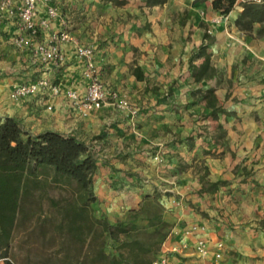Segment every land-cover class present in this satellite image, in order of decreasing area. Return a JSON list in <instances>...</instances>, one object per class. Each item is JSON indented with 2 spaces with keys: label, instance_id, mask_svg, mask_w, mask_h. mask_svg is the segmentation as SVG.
<instances>
[{
  "label": "crops",
  "instance_id": "crops-1",
  "mask_svg": "<svg viewBox=\"0 0 264 264\" xmlns=\"http://www.w3.org/2000/svg\"><path fill=\"white\" fill-rule=\"evenodd\" d=\"M7 1L0 0V122L7 117H14L33 133L57 131L86 143L98 162L94 183L98 201L105 200L106 205L112 207L116 203L118 191H125L130 198V193L136 189L133 183L147 173L157 175L158 181L167 180L168 184L162 189L166 202L185 205L194 196L193 191L202 189V184L193 172V162L200 150H203L206 153V165L210 170L208 178L212 182L231 180L228 186H221L215 193H201L200 199L206 210L211 213L227 206V211L235 209L234 218L238 221H259L264 218V39L255 41L253 52H247L244 47L227 37V21L220 10L214 9L213 0L209 1L208 8L215 12V16L219 14L223 18L208 30L209 34L215 36L214 43L207 44L212 65L219 71L224 60L228 59L230 63L232 56L242 52L248 53L249 57L256 56L254 59L258 69L247 73V78H258V83L251 81L242 85L244 80L241 79L234 92L231 90L233 94L229 97L231 93L228 94L226 88L212 84L218 73L212 80L196 82L193 76L194 66H200L205 57L193 56V50L190 48H194V44L199 46L201 39L200 42L194 39L192 45H188L189 42L185 45V35L179 36L177 31L179 25L173 26L165 22L167 7H150L146 5V0H127L124 6H116L111 2L103 3L109 12L105 16L110 23L106 22L108 25L101 27L95 19L85 32L88 23L75 24L66 14L68 12L62 11L59 17L52 21L51 28L39 35L38 40H48L52 32L66 29L77 42L92 45L95 48L94 61L101 78L111 89L129 98L132 107L138 110V115L132 116L128 110L113 102L87 111L82 106L74 105L67 95L69 91L84 93L86 89L82 73L83 61L76 55L75 42L63 45L67 54L66 64L43 65L34 59L27 49L15 46L13 41L19 31L10 13L17 7L18 1L12 0L9 6H3ZM204 6L198 3L192 13L200 14L199 9L203 10ZM238 6L239 3L236 2L230 13L229 24H233L236 18L233 13L239 14L243 10L242 6ZM45 9L43 5L40 7L41 17L46 15ZM195 15H192V18ZM158 20L162 21V24H159ZM200 20L199 18L198 22L190 21L183 27V31L187 32L186 36L193 26L192 30L200 37L203 31L199 27ZM99 21L105 23L103 18ZM158 37L163 38L165 43L175 41L176 48L185 50L184 55L176 53L174 62H177V74L180 70L187 72L184 75L189 81V88H199L204 84L202 92L214 89L219 99L218 106L233 113L228 116L224 114L221 118L212 115V108L208 107L205 99L201 105L190 103L188 109L198 110L202 106L207 114L206 120L202 121L205 124L203 127L208 130L202 137L203 141H200L201 138L194 141L184 137L189 132L193 136L201 121L196 124L192 118L188 120L179 114L171 113L167 105L140 98V95H146L142 91L143 85L158 72V55L153 52L149 55L151 57L140 60L138 66H134L140 67L145 75L144 80L139 81L134 70L130 71V46L141 47L146 45V42L149 46H155L158 45ZM181 59L182 66L179 65ZM41 76L49 77L59 85L61 94H38L22 99L11 97L17 84L30 82ZM242 77L244 76L241 75L240 78ZM236 94H240L243 99L239 102L240 105L231 101ZM235 116L240 117V120L236 121ZM227 148L234 152V157L228 153L224 154ZM244 159L246 163L242 164ZM178 162L185 166H180ZM239 162L246 170L251 169L248 176L235 178L232 169ZM243 178L246 180L243 181ZM227 188L230 191L226 192ZM136 195L141 196L139 193ZM105 198L110 199L111 203H107L109 200ZM230 198H233L232 202ZM179 217L185 220L187 225L177 227L168 243L176 244L183 238L194 243L200 236L207 240L217 238L216 234L201 229L194 234H188L192 226L201 223L196 222L191 213H182ZM207 220L210 221V218ZM195 255L197 254L193 249H189L182 256H172L170 263L185 264L188 257Z\"/></svg>",
  "mask_w": 264,
  "mask_h": 264
},
{
  "label": "rangeland",
  "instance_id": "rangeland-1",
  "mask_svg": "<svg viewBox=\"0 0 264 264\" xmlns=\"http://www.w3.org/2000/svg\"><path fill=\"white\" fill-rule=\"evenodd\" d=\"M209 1L167 0L164 5H158L161 8H168L165 22L173 26L175 24L179 25L177 31L180 33L179 36L183 37L185 35L183 38L185 45L187 42H189L188 45H192L194 39L197 42H200L199 40L201 39L199 46L194 44L195 47L190 48L193 50V56L198 53V48L203 43H214L215 36L209 34L208 30L210 26L216 24L218 21H222L223 18L225 19V17L222 18L219 14L215 16V12L208 8ZM103 3L106 4L102 0H58L56 2L59 14L62 11L68 12L66 14L70 16V20L75 24L88 23L84 32L95 19L98 20V24H101V27L108 25L106 22L110 23L105 16L109 12ZM198 3L205 6L203 10L199 9L200 14L195 15L192 13V9L197 7ZM243 4L241 1L239 6L243 7ZM239 14L233 13L236 16L233 24L232 22L231 24L228 23L230 19H225L227 21V29L225 31L230 40L236 41L247 52L251 53L253 52L252 46L255 45V41L264 39V36L257 34L259 25H256L253 33H245L239 30L235 24ZM192 15L195 16L192 18ZM100 18H103L105 23H101L99 21ZM199 18L201 19L199 27L203 30L200 37L192 30L193 26L189 29L186 36L187 32L183 31V27L190 21L198 22ZM158 23L162 24V21L158 20ZM173 31L174 28H172ZM160 35L161 33L158 31V36ZM163 41V38L158 37V45L156 44L155 46L151 44L150 47L149 44L147 45V42L145 43L146 45L141 47L130 46V52L132 53L131 72L135 69V65L138 66L140 60L148 58L153 52L158 55V72L143 85L142 91L146 95H140V98L149 102L157 101L158 104L167 105L171 109V113L179 114L180 117L188 120L192 118L196 124L198 121H201L198 124V128L194 130L193 136L189 132L184 137L189 138V140L193 139L194 141L201 138L200 141H203L202 137L208 130L206 127H203L205 124L202 121L206 120L207 114L203 111L202 106L198 110H190L188 107L190 103L201 105L204 102L202 92L204 84H201L199 88H195V86L189 88V81L187 76H185L187 72L180 70L183 74H180V72L177 74V62H174L176 53L184 55L186 54L185 50L176 48L175 41L166 43ZM254 57L256 56L249 57L248 53L242 52L237 56H232L230 63V60H224L212 84L215 87L226 88L228 94L231 93L229 94V97H231L236 84L241 82V79L244 80L242 85L251 81L258 83V78H247V73L253 69H258ZM222 58L224 59L225 57L222 56ZM182 62L183 59L180 60V66H182ZM237 73L238 76L236 77ZM241 75L244 77L240 78ZM129 101L131 103L130 99ZM231 101L234 104L238 103L240 105L239 102L243 101V99L240 94H236L232 97ZM224 114L218 115V117L223 118ZM235 117L236 121L240 120V117ZM180 139L182 140L181 137ZM226 151L224 154L228 153L234 157L232 150L227 148ZM204 155L206 153L200 150L193 162V172L199 179L202 187L206 182L211 181L208 178L210 170L206 165ZM210 155L213 156V154ZM245 163L244 159L242 164ZM250 163L254 164L255 161H250ZM178 164L182 167L185 166L181 162H178ZM242 164L239 162L232 169V172L236 175L235 178H241L242 175L248 176L251 173V169L246 170ZM46 173L41 178L43 180L41 187L31 189V193L24 201L23 211L18 216L13 231L9 259L16 264H94L93 262L101 250H104L109 255L116 253L119 242L109 237L104 231L103 226L93 224L90 215L78 218L77 224L75 227L73 226V231L69 228L68 219L65 214L66 208L69 203L81 204L79 187L75 182L71 181L60 180L61 182H54V173L52 171ZM242 180L244 181L246 178ZM160 181H158V176L155 174H143L133 183L136 189L130 193V198L125 191L124 194L120 190L116 194L117 199L113 207L107 206L105 200H99L92 207L96 209L98 216L104 214L112 223L129 221L131 224L137 225L140 229V232L137 233L148 244L152 245L159 242V233L167 235L166 241L170 240L177 227H185L187 225V222L179 217L180 214L191 213L196 222L201 223L200 227L202 231L207 233L212 232L217 235L218 239L216 237L212 240L211 238L206 239L213 252L218 250L219 243H223L222 255L217 260L195 255L188 257V261L185 264H264V218L259 221H238L234 218L235 209L231 208L227 211V206L210 213L206 210L200 199L202 196L200 191H193L192 194L194 196L185 205L182 203H168L163 199L164 194L162 192L163 187L168 182L167 180ZM223 181H227V184L223 186H228L231 183V180ZM225 191H230V189L227 188ZM137 193L141 196L138 197ZM105 199L109 200L107 203H111L110 199ZM230 201L232 202L233 198H230ZM102 202L103 205H101ZM94 214L95 212H93ZM158 215H161L162 219H158ZM209 218L210 221L207 220ZM155 225H159V227ZM160 249L162 247L157 246L154 248V251H159ZM4 264H6L5 260Z\"/></svg>",
  "mask_w": 264,
  "mask_h": 264
},
{
  "label": "trees",
  "instance_id": "trees-1",
  "mask_svg": "<svg viewBox=\"0 0 264 264\" xmlns=\"http://www.w3.org/2000/svg\"><path fill=\"white\" fill-rule=\"evenodd\" d=\"M103 1L116 6L127 4V0ZM166 2L167 0H146V5L153 7L164 5ZM236 2L237 0H213V7L220 10L223 15H228ZM235 24L245 33H253L256 25H259L257 34L264 36V1L244 3L243 11ZM208 46L202 44L196 54L197 58L205 57L200 66H194L193 76L196 82L212 80L218 73L217 68L211 63V56L207 52ZM134 74L139 81L145 78L140 67L134 69ZM203 97L208 107L212 108V115L233 114L218 106L219 99L214 89L203 92ZM97 170V158L90 147L74 136L57 131L33 133L14 117H7L0 122V259H4L6 264H16L9 259V250L18 216L23 211L24 201L31 193V189L41 187L42 176L52 171L54 182L66 180L75 182L79 187L81 204L69 203L66 208L69 228L73 231L78 218L90 215L93 224L103 226L109 237L119 242L116 253L109 255L101 250L94 264H153L161 251V249L154 251V248L162 247L167 235L159 233V242L155 245L148 244L137 233L140 232L137 225L129 221L112 223L106 215L98 216L96 209L92 207L98 203L94 186ZM226 184L227 181L223 180L209 181L200 192L215 193ZM158 219H162V216L158 215Z\"/></svg>",
  "mask_w": 264,
  "mask_h": 264
},
{
  "label": "built area",
  "instance_id": "built-area-1",
  "mask_svg": "<svg viewBox=\"0 0 264 264\" xmlns=\"http://www.w3.org/2000/svg\"><path fill=\"white\" fill-rule=\"evenodd\" d=\"M17 7L11 10V16L18 28L19 35L14 38V44L20 49H27L34 59L43 65L55 64L64 65L67 63V54L63 45L68 42H75L76 55L83 61V77L86 81L84 93L69 91L68 97L72 99L74 105L82 106L87 111L98 109L107 103H115L120 108L128 110L132 116L138 115V110L134 109L125 96H121L117 90L111 89L101 78L97 65L94 61L95 48L92 45L79 43L71 33L62 29L51 33L48 40H38L39 35L51 28L52 21L59 17V8L56 4L58 0H17ZM246 2L262 3L264 0H238L239 4ZM12 0H8L3 6H7ZM45 6L44 17H41L40 7ZM9 6V5H8ZM238 8H242L238 6ZM229 19L230 14L224 15ZM62 90L59 85L46 76L17 84L12 90L13 99H22L31 95L46 94L59 95ZM201 229L200 225L192 226L188 234H194ZM223 243H219L218 250L213 252L208 242L203 236L198 237L194 243H190L187 238H183L179 243L165 242L162 246L158 258L153 264H171L172 256H182L193 249V252L201 257L219 259L222 255ZM0 264L4 260L0 259Z\"/></svg>",
  "mask_w": 264,
  "mask_h": 264
}]
</instances>
